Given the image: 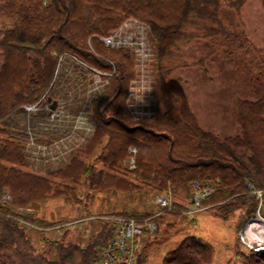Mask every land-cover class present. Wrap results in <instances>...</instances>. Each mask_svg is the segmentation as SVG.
Returning a JSON list of instances; mask_svg holds the SVG:
<instances>
[{
  "label": "trees",
  "instance_id": "16d2710c",
  "mask_svg": "<svg viewBox=\"0 0 264 264\" xmlns=\"http://www.w3.org/2000/svg\"><path fill=\"white\" fill-rule=\"evenodd\" d=\"M244 3L0 0V195L7 190L9 196L7 201L0 199V264H88L114 235L111 217L141 220L154 214L137 207L110 206L108 212L92 215L96 222L93 233L84 244H77L46 233L68 221H48L34 214L26 217L17 211L36 213L51 198L81 204L87 210V202L95 195L110 203L111 197L122 193L141 203L151 191L170 189L172 209L180 213L182 204L192 198L193 184L198 183L212 189L203 205L215 217L226 219L236 211L252 214L257 205L252 189L261 191L264 199V92L252 97L236 95L235 132L220 136L199 124L185 82L172 74L176 59H188L181 47L189 50L202 42L208 50L203 57L191 59L198 67L204 68L216 58L228 59L234 50L243 55L252 50L258 61L251 75L255 81L256 76L264 75V51L252 48L239 18ZM261 5L264 8V0ZM229 11L236 13L237 26L229 22ZM128 18L148 25L155 47V105L148 117H133L127 105L133 77L129 53L100 40ZM71 55L105 72L115 67L98 96L87 95V86L80 82L91 75ZM106 57L112 63L104 61ZM48 97L64 100L63 110L71 117L85 110L93 124L89 143L57 168L47 167L56 161L46 160L48 156L32 159L49 161L47 164L31 165L29 161L32 141L48 146L69 135L67 126L55 131L57 122H48L49 111L44 108ZM33 102L41 108L34 112L24 109L25 103ZM128 146L136 149L135 167L126 170L123 161ZM161 216L158 213L152 220L161 223ZM29 224L39 228V246L32 242L35 229ZM170 224L173 222L166 223ZM169 237V232H162L159 238L145 237L137 264H143L153 246ZM213 257L210 244L186 236L163 256L162 264H212ZM235 257L238 262L225 264H264V252L236 250Z\"/></svg>",
  "mask_w": 264,
  "mask_h": 264
},
{
  "label": "rangeland",
  "instance_id": "374dc122",
  "mask_svg": "<svg viewBox=\"0 0 264 264\" xmlns=\"http://www.w3.org/2000/svg\"><path fill=\"white\" fill-rule=\"evenodd\" d=\"M228 15L229 22H231L233 26H237L238 20L236 13L234 11H229ZM239 18L244 22L248 36L253 42L251 45L252 48H261L264 51V8L261 5V0H245L242 7V15H240ZM138 23L141 28H138V25L135 24V27L131 31L130 28H128L126 31L122 32V35L127 33V40L125 47L121 46V48H124L125 51L129 53L127 55L131 60L133 77L129 81L127 105L128 107L130 106L133 111L132 116L136 118L148 117L153 114V107L155 105L154 92L156 88L153 69L156 54L155 47L149 36L148 25L142 22ZM120 30L121 29L118 31ZM113 47L119 48L117 45ZM181 50L187 55L186 57H188V59H176V68L172 74L173 77H179L185 82L189 99L199 124L204 129L212 130L220 136L234 133L236 129L233 116L234 97L236 95L252 97L264 92V75L260 77L256 76L258 78L257 81H255V78L251 75V73L254 74L251 68L253 69V66L258 61V58L255 56L256 54L254 51L249 50L246 55H243L242 52L234 50L230 58H216L213 62L205 64V67L202 68L191 62L192 58L197 59L198 57H203L204 52L208 50L204 47L202 42L189 50H185V47L182 46ZM103 60L112 63L111 59L108 57ZM88 67L93 68L98 76L94 78V73L88 71L91 77L85 78L82 80L83 82H80L84 87L85 85L97 84L102 80H107V77H110L115 71V67L108 72L103 71L102 68H96L91 65ZM206 67L208 71H206ZM253 71H255V69ZM99 88L100 86L98 89ZM88 91L86 92L87 95L91 93ZM23 107L25 110H27L26 107H32L34 111L36 107L37 109L41 108L38 105L36 106L35 102L25 103ZM81 124L86 125V122ZM89 124L91 129H93L91 121H89ZM70 125L72 126L71 129H73L75 120L62 112L61 119L56 123L55 127H53V130L56 131V128L60 129L63 126ZM47 127L50 128L51 126ZM78 133L80 138L85 139L83 136L85 130L83 128H80ZM89 137L84 141L78 142L72 152H70L71 150L69 148L63 147L54 150L52 155L56 161H50L49 164H47L49 161L35 162L32 159L37 161L40 158L48 156V158H46V160H48L51 158L49 157L51 151H48L47 154L44 153L37 156V153L31 152L32 158L30 157L31 159L29 158V161L31 165H35L34 163H46L47 167H62L71 159V155L77 153L78 150L89 143L92 136ZM130 147L132 146L127 147V151H129ZM98 151L99 149L95 150L94 156ZM130 158H133V155L128 152V155L123 161V166L126 170L135 167L134 161L131 165ZM36 174L42 175L39 173ZM155 194L159 193L151 191L144 196L145 199L141 203L132 201L130 198L128 199L122 193L115 197H111L109 199L110 203L101 201V196L95 195L92 200L87 202V210H85L81 204H72L62 198H51L42 202L34 215L39 217L43 216L48 219V221H68L59 228L48 230L46 232L47 235L56 239L63 237L66 241L84 244L88 236L92 234L95 229L96 222L94 217L91 218L92 215H96L97 217L101 212H108L110 206H114L116 209H120L121 207H137L155 214L162 210L159 205L153 202L152 197ZM182 205L183 210H185L189 208L190 203L184 202ZM201 208L202 209L194 213L195 216L193 218L175 212L172 206L169 209H164L162 216L159 217L161 218V223H156L158 226V233L155 232L152 235L159 238L162 232H169L170 237L168 241L153 246L143 264H162L163 256L176 248L178 243L186 236H192L194 239L208 243L214 248L212 264H225L228 260H232L234 263L238 262L235 257V251H247L240 242L239 232L246 233L251 239H255L257 235L258 238L264 241V202L260 203L258 207L256 205L251 215L245 211L241 213L236 211L226 219L215 217L211 210H203L204 208ZM169 221L173 222V224H170L171 226L166 225ZM30 227L35 229L31 233L32 242L35 246H39L38 241L40 234L38 233V228L35 226ZM147 235L149 234L147 233ZM141 245L142 243L140 246Z\"/></svg>",
  "mask_w": 264,
  "mask_h": 264
},
{
  "label": "built area",
  "instance_id": "2783aa9c",
  "mask_svg": "<svg viewBox=\"0 0 264 264\" xmlns=\"http://www.w3.org/2000/svg\"><path fill=\"white\" fill-rule=\"evenodd\" d=\"M134 22V23H133ZM135 24L138 25V28H141L140 24L136 21H128L126 22L121 28L116 29L112 31V33H109L105 37H100V40L106 45V46H114L117 45L118 47H125L126 43V35H122V32L126 31L128 28H130V31L135 27ZM131 34V33H130ZM135 34V33H134ZM116 36V37H115ZM119 36V37H118ZM115 38V39H114ZM137 38V37H136ZM115 40V41H114ZM113 44V45H112ZM75 61L76 63L81 64L87 71H91L94 74V78L98 76V74L95 72L93 68L88 67V65L81 62L77 57L71 55L69 56ZM62 59V56L59 57V61ZM93 78V79H94ZM106 83V80H102L97 84H91L87 85V91L91 92L92 95H98L101 93L102 89L104 88V85ZM100 88L98 89V87ZM58 100L57 108L52 111L49 115V121H55L61 118L62 112L64 109L65 101L64 100ZM37 106V103H36ZM27 110H32V107H26ZM45 109L48 110L47 105L45 106ZM37 110V107H36ZM35 110V111H36ZM132 110V109H131ZM133 112V111H132ZM86 122V125H82L81 123ZM80 128H83L85 130V135L91 131L90 124L88 122V119L86 117L85 111H79L76 119H75V125L74 128L71 130L69 137L72 138L75 142L82 139L78 135V131ZM59 143L58 142H52L48 146L43 144H36L35 142H31L30 148H32V152L37 153L38 151H42L43 153H47L48 151H54L56 149H59ZM65 148L66 145H64ZM130 153H135V149L133 147L129 148ZM131 165L133 164V158H130ZM128 160V161H129ZM195 192H194V204L192 207L187 211L189 215H193L200 209V201L203 199L205 195L208 194L209 190L205 188H201L198 184L195 185ZM252 188L251 186L249 187ZM253 193H255L258 197H261V193L259 191L253 190ZM2 199H7L8 195L7 192L4 190L1 194ZM153 202L157 205H159L161 208H170V195H158L155 194L152 197ZM114 221L116 222V230L115 234L112 240L105 243L103 246L100 247V249L97 252V256L90 262V264H136V256H137V250H138V240L139 237L145 232H153L155 231V224L146 220H136L132 218H121L117 217L114 218ZM24 223V221H21ZM28 224V223H25ZM239 239L242 245L245 247L251 249L254 252H264V241L256 235L255 239H251L244 234L243 232H239Z\"/></svg>",
  "mask_w": 264,
  "mask_h": 264
},
{
  "label": "bare ground",
  "instance_id": "6f19581e",
  "mask_svg": "<svg viewBox=\"0 0 264 264\" xmlns=\"http://www.w3.org/2000/svg\"><path fill=\"white\" fill-rule=\"evenodd\" d=\"M121 218H127V217H121ZM111 219H112V217H111ZM103 245H104V244H103ZM103 245H101V246H103ZM101 246H100V247H101ZM100 247L97 249V251H96V253H95V257L97 256V252H98V250L100 249ZM95 257H94V258H95ZM94 258H93V259H94ZM93 259H92V260H93ZM92 260H90V261H92Z\"/></svg>",
  "mask_w": 264,
  "mask_h": 264
},
{
  "label": "water",
  "instance_id": "95a60500",
  "mask_svg": "<svg viewBox=\"0 0 264 264\" xmlns=\"http://www.w3.org/2000/svg\"><path fill=\"white\" fill-rule=\"evenodd\" d=\"M49 101H50V99H48ZM54 106H55V102L54 101H52V103H51V109H53L54 108Z\"/></svg>",
  "mask_w": 264,
  "mask_h": 264
},
{
  "label": "crops",
  "instance_id": "0c3cea01",
  "mask_svg": "<svg viewBox=\"0 0 264 264\" xmlns=\"http://www.w3.org/2000/svg\"><path fill=\"white\" fill-rule=\"evenodd\" d=\"M204 243V242H203Z\"/></svg>",
  "mask_w": 264,
  "mask_h": 264
}]
</instances>
